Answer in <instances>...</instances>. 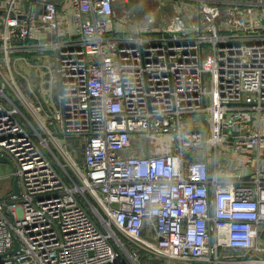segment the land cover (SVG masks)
<instances>
[{
	"label": "built area",
	"instance_id": "2783aa9c",
	"mask_svg": "<svg viewBox=\"0 0 264 264\" xmlns=\"http://www.w3.org/2000/svg\"><path fill=\"white\" fill-rule=\"evenodd\" d=\"M61 1L0 0V264H264V0ZM47 51L53 111L12 58Z\"/></svg>",
	"mask_w": 264,
	"mask_h": 264
},
{
	"label": "crops",
	"instance_id": "0c3cea01",
	"mask_svg": "<svg viewBox=\"0 0 264 264\" xmlns=\"http://www.w3.org/2000/svg\"><path fill=\"white\" fill-rule=\"evenodd\" d=\"M57 3L59 4V6L62 7V1L61 0H56ZM173 2L172 0H165V3H163V5H158L156 7V12L159 15H164L165 12L169 13L170 10H172V4L170 3ZM177 1V0H176ZM187 2V7H193L196 10V7H198V1L197 0H186ZM217 1V0H215ZM234 1V0H231ZM195 17H198V13L196 14L195 12ZM17 43H24V42H32V40H16ZM14 60L16 59V74H17V78L19 83L21 84L22 81L20 79H23L27 84H28V80L23 76V74L25 76H27L28 78L31 79L32 82V86L33 87H37L38 91L40 92V96L42 98V100H44V106L46 109H48L49 111H53V109L55 108V106L58 104V88H57V84L55 81H51L50 80V76H48V73L45 69V67L43 66L44 64H48V65H53L54 63V54L52 51H47L43 54H36L34 52H16L14 53ZM19 57H22L21 59H19ZM36 63L37 65L33 66V63ZM29 85V84H28ZM45 94H43V93ZM50 95L51 96V101L49 98H47L46 96ZM30 99L32 102L35 103H40L42 101L38 100L36 97H34L33 95L30 96ZM137 150L134 148L132 150V152H136ZM78 152V151H77ZM76 158L79 161H83V155L81 154H77ZM11 164L13 165V163L11 162ZM12 176V181H11V190L10 193L13 191V181L15 176L13 175V172L11 174ZM145 253V252H144ZM148 256L151 255H142L140 261L141 264H162L163 262H165L166 264H186L184 262H180L174 259H165L162 257H152V259ZM144 262V263H143Z\"/></svg>",
	"mask_w": 264,
	"mask_h": 264
},
{
	"label": "rangeland",
	"instance_id": "374dc122",
	"mask_svg": "<svg viewBox=\"0 0 264 264\" xmlns=\"http://www.w3.org/2000/svg\"><path fill=\"white\" fill-rule=\"evenodd\" d=\"M141 0H137V2L139 3ZM142 7H143V10L140 11V17L142 16H145L147 13L149 12H156V7L159 5V2L158 0H144L142 3H141ZM134 13V12H133ZM125 15L127 16V14L122 11V10H119L117 9V15L118 17L122 16V15ZM118 25L120 26L121 22H120V19H118ZM130 29H132V22H130ZM15 57L14 54L12 55V58ZM0 66L1 68L3 69V71L8 74V69L5 65V63L2 61V59L0 60ZM209 78H210V75L209 74H206V83H209ZM22 81V83L20 84V87L22 89V91L27 95V97L30 99V96H32V93L30 91V88H29V85L23 80V79H20ZM34 89L37 91V87L35 86ZM8 91H9V94L11 95L12 99L17 103L19 104V106L22 108V110L25 112V114L27 116H29V118L31 119V115L28 111V109L22 105L20 103V99L18 98L17 94L13 91V89L10 87V85H8ZM43 93V92H42ZM45 94V93H43ZM47 98L50 99L51 101V96L50 95H47L46 96ZM31 100V99H30ZM44 113H41V115H43ZM201 119V117H200ZM54 129H56V127L54 126ZM58 134V132H57ZM58 137H63L61 134H58ZM69 148H74V147H77L78 145H81L82 142H83V138L82 137H78V136H66V141ZM81 149L79 148V151L75 152V158H76V155L77 154H80L81 156ZM78 164L83 168V163L82 161H79L77 158H76ZM72 167H69V171L72 170L71 169ZM14 170V166L11 164V163H0V200L9 196L10 195V190H11V181H12V172ZM144 253V252H143ZM143 259V258H142ZM140 258V260H142ZM142 262V261H140ZM144 263V262H143Z\"/></svg>",
	"mask_w": 264,
	"mask_h": 264
},
{
	"label": "water",
	"instance_id": "95a60500",
	"mask_svg": "<svg viewBox=\"0 0 264 264\" xmlns=\"http://www.w3.org/2000/svg\"><path fill=\"white\" fill-rule=\"evenodd\" d=\"M209 129V124H207L206 129L204 130L205 133H207ZM11 159L7 156H2L0 155V163H11ZM21 193V187H20V183H19V179L18 177L14 178L13 181V191L10 193L9 196H17ZM20 243L17 239H15V248L13 250L10 251L11 254H15L19 249H20Z\"/></svg>",
	"mask_w": 264,
	"mask_h": 264
},
{
	"label": "trees",
	"instance_id": "16d2710c",
	"mask_svg": "<svg viewBox=\"0 0 264 264\" xmlns=\"http://www.w3.org/2000/svg\"><path fill=\"white\" fill-rule=\"evenodd\" d=\"M77 148H78V149H79V148L81 149L80 145H78ZM145 254H146V253H142V255H145ZM147 255H148V254H147ZM148 257H150V258L152 259V257H154V256L151 255V256H148Z\"/></svg>",
	"mask_w": 264,
	"mask_h": 264
}]
</instances>
